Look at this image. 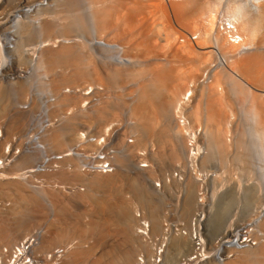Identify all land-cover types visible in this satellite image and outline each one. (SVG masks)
Segmentation results:
<instances>
[{"label":"bare ground","instance_id":"1","mask_svg":"<svg viewBox=\"0 0 264 264\" xmlns=\"http://www.w3.org/2000/svg\"><path fill=\"white\" fill-rule=\"evenodd\" d=\"M26 1L23 4H19L18 8L21 7L20 9L12 10L8 14V18L12 19L10 27H6L5 32L1 34L5 40L3 39L2 41L4 42L0 43V73L7 72V68L3 66L12 56H16L12 60L13 62L15 61L17 66H23L24 62L27 61L25 60L26 53H24L23 44L37 39L36 42L38 44L30 48V50H33L31 55L38 53L35 60H33L36 61L35 68H44L47 74H51L47 86L49 85L54 92L53 94L58 98L55 105L51 104L49 115L51 117L55 113L57 114L59 109L61 113L62 111L66 112H63L65 114L64 118L60 114V117L58 114L55 115V118H60V124L62 123L63 125L59 126L57 124V126L54 124L46 130L43 136L46 146L56 149L55 151L64 150L72 145L81 128H85L84 126L98 130L99 133L96 136L103 134L104 129L111 122L120 119L117 107L115 108V106L111 105L112 100L109 101L108 96L103 99V95L107 94L104 92L106 88V86L104 88L105 81L115 83L117 79L130 78L132 80V78L138 79L139 77L141 80L138 81L135 90L137 91L136 96L133 94L135 98L133 97V104L129 111L131 114L128 115L136 124L134 123L130 130L127 131L126 129L123 132L121 143L118 146L122 147V149L118 151L117 158L113 159L114 166H120V170L113 174H97L87 177L77 172H68L70 177L84 181L88 186V190L86 192L79 191L76 198L85 205H89L88 207L90 208L82 212L81 215L82 217L90 216L91 220L89 219L90 221L87 220L88 222L84 223L77 218L79 216L74 218V215L68 211L62 217V220H60V216H56L57 218L53 216L54 218L47 221V224L43 225L44 227H38L37 230L35 229L36 231L33 229L31 232L33 226L32 215H29V220L24 222L25 220L21 218L22 216L19 217L22 212H18L19 215L14 212L16 219L21 218L20 222L15 220L19 223L16 226L19 231V238H17L16 243L26 238L34 239L32 243L34 259L40 262L45 260L47 264H86L89 258L91 260L89 261L90 264H180L179 258L188 249L189 240L181 235H173L170 238H166L165 224H163V232L153 236L160 229L158 228V225L160 227V220H158L157 216L159 205L152 197L145 195L149 201L150 212L153 217L150 218L152 228L150 224V226L148 225V230H146V234L149 235L147 239L145 238V228H141L138 221L137 225H135L128 203L126 201L111 202L108 196H111V191L114 190L115 192V190H118L127 180L136 198L144 199L142 201H145L144 194L147 191L145 185L139 181L138 176H124L123 170L125 167L130 168L131 165L138 167V169L147 168L149 164H146V161H149L148 151L150 150L148 142L150 143L151 141V149L154 147L153 141L158 145V151L150 150L151 152L153 151L150 156L159 164V167H163L166 162L174 166L175 164H183L182 168L176 165L178 168L172 173V179L170 178L178 186L183 185L182 215L189 214L193 204L191 195L200 190L199 187L201 188L202 184L198 181L200 177H197L198 172L204 176V172L206 173V170L211 165L216 167L215 169L213 167V173H215L212 176L213 179L210 178L214 183H212L214 189L210 195L213 200L215 194L219 191L216 188L218 184L215 182L222 181V178H220L222 172L218 173V170L222 166L225 170L224 163L227 161V158H225L227 154L232 158L230 161L239 164L240 170L242 169L249 173L250 169L253 168V161L250 160L253 146L243 141V139L246 140L245 136L243 137L242 135L243 133L236 132L238 135L235 138V136L229 135L230 130L228 131L227 129L231 125V120H234L233 118L236 116L233 113L234 108L232 106V99L236 95L246 97V105L239 107L242 111L240 113H243L245 118L246 115L250 117H248L250 123L247 121L249 123L247 126L249 127L245 128L247 131L243 128L244 135L248 132L253 134L252 139L257 140L259 142L258 146L262 148V152L259 155L261 158L257 161L260 166L256 168H259L260 179L264 182V0H237V2L235 0H52L54 2L53 9L52 6H49L50 8L46 7L47 9L41 8L39 4L42 0H40V3H34V0L31 2ZM84 3L86 5L83 6L89 10L86 14H83L85 12L83 11L84 8L82 12L80 11ZM15 6V0H1L0 16L7 8H14ZM37 6L38 9H36ZM49 9L52 10L50 11ZM18 11H21L30 21L24 18L27 20H23L18 24L16 20L21 18L16 17ZM29 12H34L31 18L29 17L31 15L28 16ZM1 19H5V16L0 17ZM9 22L10 20L7 21V19L0 21V31H2L1 27ZM89 23L91 28L88 27L90 26ZM20 24H23V26H20ZM86 29L87 31L89 30L88 32L86 31L88 33L86 34L92 37L94 45L102 46L103 51L107 53L106 55L114 53V58L112 56L110 58L115 59L117 64L129 66L118 67L113 65L115 67L112 69H104L107 75L104 80L102 71L97 68L96 63L94 64L95 61H91V53L85 50V42L74 39L66 40V38L59 40L62 35H73L78 30L85 31ZM135 30H137L138 34L135 33ZM13 34L18 35L19 40H21V43H17L18 48H15L17 55L11 53V47H9L12 40L9 37ZM129 36L130 39L132 36L136 37L135 42L130 44V47L133 50L134 48L136 51L138 50L140 52L138 54L143 53V57H145V54L147 58L151 55L156 56L155 58L152 57L153 61L151 63H144V59H140L142 56H136V53L134 54L135 56H132L134 52H132L131 48L130 53L128 52L129 49L127 48L130 42L127 38ZM91 44L89 45L91 46ZM170 52L179 60V64L174 60V62L171 61L170 63L166 60V63H164L165 61H158L160 60L158 57L160 54L166 53L165 55H167ZM169 59L167 58L168 61ZM183 59L185 62L181 65L180 61H183ZM115 61L111 60L110 62ZM89 66L90 68H88ZM58 67H69V69L71 67V70L69 72L57 71ZM147 75L148 77H146ZM28 82L29 80L23 81L17 87L18 91H14L12 88L14 93L26 94L25 92L28 91L29 86ZM67 86L73 89L80 88L81 91L77 94L62 92L64 87ZM88 87H91L94 92L92 91L86 95L84 92ZM50 89L49 92H51ZM6 91L4 90V93L0 89V116L2 117H4L3 115H8L10 110L8 102L3 103V106L1 105L2 96H6ZM95 94H98L97 96L101 98L94 102ZM9 96L11 95L9 94ZM90 99L93 100L91 101ZM88 100V104H92L91 111L85 109L88 107H84ZM201 100L205 107L201 106ZM201 107L205 108L207 112L206 120L203 122H201V119H205L203 116H200L201 119L199 120V114L203 112L199 113L202 110ZM67 111L70 113H67ZM8 116L5 118L9 119V129L14 125H19L25 119L21 113L17 115V113L13 112L11 116ZM205 121L209 122V126ZM229 136L230 139H228ZM128 137L134 138V140L127 142L126 138ZM232 137L235 139L231 143ZM191 141L193 143L189 145ZM249 142L251 141L249 140ZM191 145L195 147L191 149L189 147ZM145 149L146 153H142ZM188 149L190 151L194 150V154L197 152V157H191ZM139 151L141 152L139 153ZM27 157H23L18 164H22L24 160L29 159ZM134 157L138 159L133 160ZM135 160H139L140 163L136 165L130 163ZM206 166L209 167L207 168ZM150 169L152 170V168ZM176 171L180 173V176L177 174V177H175L174 173ZM201 174L198 175L202 176ZM124 180L125 182L123 183ZM227 184L229 183L227 182ZM235 184L239 187L241 185L238 182ZM260 184L258 187H249V189H252L251 197L257 203L256 207L259 208L261 206L260 211L258 210L259 212L255 216L257 222L255 225L256 230H250L248 227L246 231L248 232L246 234L247 239L253 240L255 245L252 247L247 246L245 249L238 251L233 257L229 258L226 264H264V185ZM0 185L4 186V188L12 189L13 192L18 194V199L13 202L12 209L5 205L9 209L14 211L22 203L27 204L30 209H39L41 190L31 189L26 182L11 174L1 175ZM219 185H221V182ZM204 188L202 186V189ZM94 189L105 190L110 195L106 198L95 199L91 193ZM92 200H94V203H92ZM16 202L17 204H14ZM200 204L196 210L201 207ZM212 204H209V211L205 210L206 205L204 209L202 207L201 209L204 210V213H207L205 214V226L212 225L210 230L215 235L221 231L216 239L231 237L233 236L231 235L232 232L234 233L241 225H246L245 222L241 223L240 219L235 216H233L235 218L230 217L231 219L225 221L224 205L223 207L221 206L222 209L220 208L214 213V204ZM60 207L56 211L62 216L64 215L62 211L64 207L62 208V205ZM20 209V211H23L22 207ZM194 215L195 212L193 217ZM161 221L163 222V220ZM112 227H115L114 229H117L116 231L121 235L123 246L119 244V246H116L117 243L121 244L118 239L117 243H109L107 247L102 248L104 251L97 256L95 253L99 244H101L99 241L102 240L103 236L110 235ZM96 233L101 236L96 240L98 243L95 241L97 244L94 242L92 244L84 239V236L88 234L96 235ZM7 234L9 233L5 231L1 233L2 237H5L2 238L4 240L0 238V244L5 239H8L9 242L12 240L9 239L10 236ZM207 236L209 235L207 234ZM76 237H80L78 241H74ZM158 237H162L161 244H167L165 254L161 257V262H157L155 258V241ZM65 239H68L70 244H67L68 242H64L65 244L61 243ZM14 243L6 244V246L13 249ZM60 243L65 246L63 256L60 261H53L49 256H53L56 247L58 248ZM1 245L0 261L3 258V246ZM140 247L144 248L139 249L140 253L136 254V249ZM103 255L111 256V258L107 257L109 262L103 261Z\"/></svg>","mask_w":264,"mask_h":264},{"label":"rangeland","instance_id":"2","mask_svg":"<svg viewBox=\"0 0 264 264\" xmlns=\"http://www.w3.org/2000/svg\"><path fill=\"white\" fill-rule=\"evenodd\" d=\"M1 1V0H0ZM16 1V6L14 7V8H7L4 12H3V14L0 16V17H4L5 16V19H1L0 21H3V20H6L7 19V21L8 20H10V22L8 23V24H6V25H4L3 27H1V29H2V31H0V38H1V40H0V43H3L4 41H2L4 38H3V36H1V34H2V32H5V28L6 27H10V25H11V19L12 18H8V14L9 13H11V11L12 10H17V8H18V6H19V4H23V2L24 1H26V0H15ZM31 1H33V0H28V1H26V2H31ZM43 1V0H42ZM41 1V2H42ZM52 0H44L43 2H44V6H43V8H45V9H47L49 6L51 7L52 6V9H53V4H54V2L52 3L51 2ZM236 2H237V0H235ZM34 3H40V0H37V2H35V0H34ZM34 3H32V4H34ZM47 5V6H46ZM85 6L86 4L84 3V4H82V6ZM81 7L79 10L82 12V10H83V8H84V10L83 11H85V12H83V14L85 13L86 14V12L88 13L89 12V10L87 9V7ZM222 6V5H221ZM47 7V8H46ZM49 7V8H50ZM21 7H19L18 9H20ZM51 9V10H52ZM44 10V9H43ZM50 10V9H49ZM50 10V11H51ZM18 12H20V11H18ZM34 13V12H33ZM33 13H31V12H29V14H28V16L29 15H31V16H29L30 18L33 16ZM41 13H43V12H41ZM6 14H7V17H6ZM13 14V13H12ZM17 14V13H16ZM21 14H22V12H21ZM26 15V14H25ZM22 16H24L23 14L22 15H18V18H20V19H17L16 20V22L18 21V24H19V22L21 23L23 20L24 21H26L28 18L27 17H23L22 18ZM17 17V16H16ZM24 18H27V19H24ZM16 19V18H15ZM28 21H30V19H28ZM13 22V21H12ZM25 25H26V23H25ZM28 25V24H27ZM89 25L90 26H88V27H90L91 28V24L89 23ZM20 26H23V24L21 25L20 24ZM89 28V29H90ZM87 29L84 31H81V30H78V31H76L77 32V34H76V32L75 33H73V35H62V37L60 36L59 37V40H62V39H64V38H66V40H69V39H71V40H79V41H83V42H85V50L86 51H88V52H90L91 53V61L92 62H94V64L97 66V68L100 70V71H102L101 73H103V77H104V80H105V77L107 76L105 73V70L104 69H107L108 70V68L109 69H112V68H114L115 66H113V65H116V66H118V67H121V66H123V67H128L127 65H124V64H117L116 63V61H115V59H113L114 58V53H112V55H106L107 53H105L104 51H103V48H102V46H98L97 44H93V39H92V37H90V35H88L87 36V32L89 31H87ZM137 30H135V33L136 34H138V32H136ZM139 31V30H138ZM83 32H85V33H83ZM140 32V31H139ZM82 33H83V35H82ZM87 33V34H86ZM141 33V32H140ZM85 34V35H84ZM81 35V36H80ZM78 36V37H77ZM90 37V38H89ZM10 39L12 38V40L10 41V43H12L11 45H9V46H11V48H10V50H11V53H15V55H17V52H15V48L17 49L18 48V44H19V42L21 41V40H19L20 38H19V36L18 35H16V34H13L11 37H9ZM61 38V39H60ZM68 38V39H67ZM88 38V39H87ZM133 38V39H132ZM135 38L136 37H131V39H130V36H129V38H127V39H129V44H128V48L127 49H129V53H130V48L133 50V48L132 47H130L131 45L130 44H132L133 42H135ZM5 40V39H4ZM36 40L37 39H34V40H31V42H27V43H25V44H23V46H24V50H25V52L24 53H26V55H25V60H27V61H25L24 62V64H23V66L22 65H20V66H17V64H15V61L13 62V60H14V58L16 57H14V56H12V57H10L8 60H7V62H5L4 63V68H7V72H1L0 73V89H2V91L4 92V90L6 91V96H2V99H1V101H2V106H3V103H9V113H8V115L9 116H11V114H13V112L16 114L17 113V115L18 114H20L21 113V115L23 116V118L25 117V119H23L22 120V123H20L19 125H14V126H16V127H12V128H14L13 130H12V128L11 129H9L8 128V124H9V119L7 120V118H5V117H7L8 115H3L4 117H2V116H0L1 118H0V128H2L3 129V135H5L7 138L6 139H8V138H12V136H15V135H17V134H20V133H23L24 132V130L28 127V125H29V123H30V121H31V118L35 115V114H37V112L38 111H40V107L42 106V100H43V98L45 97H49V96H55V94H53L54 92L50 89V87H49V85L47 86V82L49 81L48 79H50V76H51V74L49 75V74H47L46 73V71H45V69L44 68H42V69H37V68H35V65H36V61H33V60H35V57L38 55V53H34V54H32L31 55V53H33L32 51L33 50H30V48H33L34 46H36V44H38V42H36ZM130 40H133V41H130ZM33 42V43H32ZM87 42V43H86ZM18 43V44H17ZM21 43V42H20ZM31 43V44H30ZM92 43V44H91ZM27 44V45H26ZM88 44V45H87ZM89 44H91V46L89 45ZM98 47H97V46ZM89 47V48H88ZM101 48H102V50H101ZM26 49H27V52H26ZM29 49V50H28ZM89 49V50H88ZM95 49V50H94ZM100 49V50H99ZM14 50V51H13ZM135 50V51H134ZM134 50L132 51V52H134V53H132V56H139V57H141L142 56V58H140L141 60L142 59H144L143 60V62L144 63H151L153 60V58L152 57H154L153 55H151V56H148L149 58H147L146 57V55L144 54V56L145 57H143V53H141V54H138V50L136 51V49L134 48ZM13 51V52H12ZM102 52H104L103 54H102ZM23 53V54H24ZM89 53V54H90ZM136 53V54H135ZM140 53V52H139ZM28 54H30V55H28ZM94 54V55H93ZM135 54V55H134ZM166 53H164V54H160V56H158L159 58H160V60H158V61H160V62H164L165 60L168 62V63H170L171 61L172 62H177V64H179V60L176 58V57H174V54L172 53V52H170V53H167V55H165ZM131 55V54H130ZM156 55V54H155ZM163 55H165V56H163ZM108 56V57H107ZM113 57V58H110V57ZM116 56V55H115ZM171 56H173V57H171ZM156 57V56H155ZM154 57V58H155ZM94 58V59H93ZM106 58V59H105ZM107 58H110L112 61H115V62H110L111 60L110 59H107ZM166 58V59H165ZM167 58H170L169 59V61L167 60ZM13 59V60H12ZM96 59V60H95ZM146 59V60H145ZM164 59V60H163ZM178 61H177V60ZM197 59V58H196ZM110 60V61H109ZM174 60V61H173ZM107 61V62H106ZM166 61L164 62V63H166ZM183 62H185L184 61V59H183V61H180V64L182 65L183 64ZM26 63V64H25ZM112 63V64H111ZM115 63V64H114ZM111 65V66H110ZM107 67V68H106ZM88 68H90V66L88 67ZM10 69V70H9ZM37 69V70H36ZM65 69V70H64ZM45 72H44V71ZM57 71H60V70H63V71H66V72H69L70 70H71V67H70V69H69V67L67 68H65V67H58L57 69H56ZM37 71V72H36ZM148 74V73H147ZM149 75V74H148ZM148 75L146 76V77H148ZM149 76H151V75H149ZM140 78V77H139ZM133 79L132 78V80L130 79V78H121V79H117V81H115V83L113 82V83H110V82H107V81H105L106 83H105V85H104V88H105V86H106V88L104 89V92H106L107 94H104L103 95V99L104 98H106L107 96H108V98H109V101H111V105H113V107L115 106V108L117 107V110H118V112H119V114H120V118H124V116L125 115H129V114H131L129 111L131 110V106H132V104H133V100H134V98H135V96H136V94H137V91H135L136 90V88H137V84H138V81L139 80H141V79ZM25 82V81H27V80H29V82H28V84H29V86H28V93L27 92H25L26 94H24V93H21L20 94V92H16V93H14V91L16 90V91H18L19 89L17 88L20 84H22V82ZM127 80H129V81H127ZM18 82V83H17ZM117 82V83H116ZM122 82V83H121ZM124 82V83H123ZM106 84H108V85H106ZM117 84V85H116ZM46 85V86H45ZM114 85V86H113ZM132 85H133V87H132ZM109 86V87H108ZM130 87V88H129ZM14 89V91H13V89ZM71 87L70 86H67V87H64V89L62 90V92H66V89H70ZM94 88V87H93ZM117 88V89H116ZM49 89H50V91L51 92H49ZM80 89V88H79ZM109 89H110V92H109ZM10 90H12V91H10ZM77 90V89H76ZM106 90V91H105ZM123 90V91H122ZM10 91V92H9ZM132 93H131V92ZM120 92V93H119ZM5 93V92H4ZM11 95V96H9V94ZM14 96H13V95ZM23 94V95H22ZM109 94H110V96H109ZM132 94V95H131ZM135 96H134V95ZM8 95V96H7ZM19 95H22V96H19ZM17 96V97H16ZM57 97V96H56ZM98 98L97 99H94V102H95V100H98V99H100L101 97H99V96H97ZM134 97V98H133ZM120 98V99H119ZM205 98V97H204ZM233 98H234V96H233ZM238 98V99H237ZM246 97L244 96H238V95H236L235 96V98L234 99H232L233 100V108H234V114H236V116H234V120H231V129H230V126H229V128H227L228 129V131L230 130V132H229V135L230 136H232L233 135V137L235 136V138L237 137V135H238V133H243L242 135H243V137L245 136V139L246 140H244L243 139V141H245L246 143H248V144H251L253 147V149H252V157H250V160H252L253 161V168L252 169H250V172L248 173L247 171L245 172V171H243L242 169V171L240 170V167H238L239 166V164H235V162H232V161H230V160H232V158L231 157H229V154H227L226 156H225V158H227V161H228V163H227V161L224 163V166H225V170H224V167L222 166L221 167V169L219 168V172L218 173H221L222 172V177L220 176V178H222L221 180L222 181H219L220 180V178H219V182H215L216 184H218L217 186H216V188L217 189H219V191L217 192V194H215V198H214V200H213V198H212V196H210L211 194H212V190L214 189V183H213V178H212V176L215 174V173H213L214 171V169L216 168V167H214V165L212 166L211 165V167H207L208 169L206 170V173L204 172V176L201 174V173H197V177L199 178L198 179V181H199V183L200 184H202L201 185V188L199 187V189L200 190H198L197 192H195V194H192L191 195V197H192V201H193V204H192V209H191V211L189 212V214H187V215H182V211H181V205H182V202H183V198H184V194H183V190H182V186L181 185H177V184H175L174 182H173V180H171L172 179V173L175 171V170H177L176 168H178V167H181L182 168V166H183V164L181 165V163L180 164H175V166L173 165V164H170V163H168V162H166L165 163V165L163 166V167H159L158 165L159 164H157L153 159H152V157L150 156L151 154H153V151H158V145H156V142L155 141H153L154 143V147H153V149H151V147L150 146H152V141L149 143L148 142V145H150V146H148L149 148H150V150H153L152 152L149 150L148 151V160L149 161H146V164H149V165H151V166H149V168H148V166H147V168L146 167H143V168H140V169H138V167H133L132 165H131V167L130 168H128V167H125L124 168V170H123V174H124V176L125 175H127L126 177H128L129 175V177H136V176H138L139 178V181L141 182V183H143L144 185H145V188H146V193L144 194V196L146 195L147 197L148 196H150V197H152V199L155 201V202H157V205H159V208H158V211H157V216H158V220H160L159 221V223H160V227H159V225H158V228H160L159 230H157V232H155L154 234L155 235H153V236H157V235H159V234H161V232H163V230H164V227H163V224L170 218V219H173V218H176V219H179L181 222H183L184 224H187V222L193 217V214H194V212L196 211V208L199 206V198H201V194L203 193V195H205V198H204V205H206V210H208L209 211V204H212V202H213V204H214V210H213V212L214 213H216L217 212V210H220V208L222 209V207H223V205H224V212L223 213H226V214H224V216H225V221L227 220L228 221V219H231V218H239L240 219V221H241V223L242 222H247V221H250V220H255L256 219V215H257V213L260 211V208H261V206L259 207V208H257L256 206H257V203L254 201V199L251 197V195H252V189H249V187L250 186H256V187H258L259 186V184L260 183H262V185H264L263 183V181H261V179H260V173H259V168H256L257 166H260L258 163H257V161L258 160H260V158H261V156H259L260 154H261V152H262V148L261 147H259L258 145H259V142L257 141V140H255V139H252V137L254 136L253 134H250L249 132L248 133H245V135H244V130H243V128L245 129H247L249 126H247L249 123H250V121H249V118L247 117V115H246V118H245V116H244V114L242 115L240 112H242L241 110H240V108L239 107H244L246 104V102H245V99ZM125 99V100H124ZM132 99V100H131ZM237 99V100H236ZM91 101L93 100V99H90ZM115 100V101H114ZM202 100H205V99H202ZM201 100V102H202V105L201 106H204L205 107V105L203 104V101ZM234 100H236V101H234ZM242 100V101H241ZM244 100V101H243ZM89 101V100H88ZM240 101V102H239ZM99 102V101H98ZM98 102H96V103H98ZM236 102V103H235ZM239 102V103H238ZM242 102V103H241ZM25 103H28L29 105H28V109H22L21 107L23 106V104H25ZM238 103V104H237ZM54 104V103H53ZM52 104V105H53ZM235 104V105H234ZM240 104V105H239ZM55 105V104H54ZM92 105V104H91ZM91 105H89L88 104V108H85V109H88L89 111H91ZM243 105V106H242ZM234 106H237V107H234ZM12 107V108H11ZM84 108V107H83ZM202 108V110H200V112L199 113H201L202 111V113L201 114H203V115H201V114H199V120L201 119V117L203 116V118H205V116L207 115V112L205 111V108H203V107H201ZM236 108V109H235ZM20 110V111H19ZM18 111V112H17ZM71 111V110H70ZM20 112V113H19ZM51 112V111H50ZM49 112V113H50ZM63 112H65V111H62V113H61V111H60V109H59V112L57 113L58 115L60 114L61 116H63ZM205 112V113H204ZM239 112V113H238ZM66 113V112H65ZM67 113H70L69 111H67ZM56 113L54 114V115H52L53 116V118H51V120L52 119H54L55 118V115H57ZM60 115H59V117H60ZM70 115V114H69ZM239 115H242V116H239ZM8 116V117H9ZM51 116V117H52ZM201 116V117H200ZM56 117H58V116H56ZM65 117V114H64V116H63V118ZM236 117V118H235ZM241 117H242V119H241ZM246 120V123H245V120ZM25 120V121H24ZM55 120V119H54ZM54 120H52V121H54ZM202 121L201 122H203L204 120H206V118L205 119H201ZM236 120V121H235ZM247 121L249 122V123H247ZM206 123H207V125H208V121H205ZM235 122V123H234ZM237 123V124H236ZM55 125H57L56 123H55ZM60 125H63L62 123L60 124L59 123V126ZM251 125V124H250ZM58 126V125H57ZM209 126V125H208ZM246 126V127H245ZM82 127V126H81ZM84 127H87V126H84ZM83 128V127H82ZM81 128V129H82ZM236 128H237V130H236ZM245 129V130H246ZM11 130V131H10ZM240 131V132H239ZM247 131V130H246ZM7 132V133H6ZM236 132H238V133H236ZM247 134V135H246ZM250 134V135H249ZM249 135V136H248ZM230 136L228 137V139H230ZM46 137H48V136H46ZM45 137V138H46ZM231 138V140H230V142L232 143L233 142V140L235 139V138ZM251 138V139H250ZM249 140L251 141V142H249ZM255 140V141H254ZM229 142V141H228ZM258 142V143H257ZM0 146L2 147H0V149H1V151H0V156H1V153H2V150H3V146L4 145H2V144H0ZM71 146V145H70ZM52 150H54V148H52ZM56 150V149H55ZM142 150V149H141ZM144 150V149H143ZM146 150V149H145ZM148 150V149H147ZM141 151H139V153H140ZM26 157V156H25ZM27 158H29V159H27V160H24L23 162H25L24 164H23V162H22V164H18L21 160H22V158L16 163V164H14V166L12 167V170H11V172L8 174V175H12L13 176V174H15L16 172H18V170H20L21 168H24V167H28V166H30V165H32L34 162H35V160H36V158H34L33 156H28ZM31 158V159H30ZM224 158V157H223ZM224 158V159H225ZM25 159V158H24ZM134 159H138V158H136V157H134L133 158V160ZM226 160V159H225ZM232 162V163H231ZM127 163H128V161H127ZM131 164H138V163H140L139 162V160H135L134 162H130ZM227 164V165H226ZM22 165V166H21ZM178 167H177V166ZM16 166V167H15ZM20 168H19V167ZM213 167H214V169H213ZM150 168H152V170L150 169ZM222 168H223V170H222ZM227 168V169H226ZM172 169V170H171ZM231 169V170H230ZM155 170V171H154ZM125 171H128V172H125ZM142 171V172H141ZM208 171V172H207ZM125 172V173H124ZM141 172V173H140ZM176 172H178V171H176ZM224 172V173H223ZM226 172V173H225ZM243 172V173H242ZM66 172H63V173H61V174H58L57 176H55V180H57V181H59V182H61V184H63V185H66V184H74V185H76V186H78V188H79V190L76 192V193H74V194H68L69 192H67V191H57V190H55V189H50V190H47V189H44V191L43 190H41L40 192L42 193V195L40 196L41 198V203H40V205H42V206H40L39 205V209H37V210H33V208H31L30 209V207H28L27 206V204H25V203H22L21 205H19L18 207H19V209H15L14 211L13 210H11L12 208H13V202L16 200L17 201V199H18V194H16L15 192H13V190L12 189H9L8 187H6V188H4V186H2V185H0L1 187H0V238H1V240H4V239H2L3 237H5V236H3L2 237V235H1V233L3 232V231H5V232H7V233H9V234H7V235H9L8 237H9V239L11 240L10 242L8 241V239H5V241H1L2 243V245L1 246H5L6 244H9V243H14V242H16L17 241V238H19V231H18V228L16 227L19 223L17 222L18 220H19V222H20V220H21V218H23V220H25L24 222H27V220H29L28 219V216L29 215H32V217H33V222H32V224H33V226H32V229H31V232L33 231V229H34V231H35V229L37 230V228L38 227H44L46 224H47V221H49L50 219H52V218H54V217H61V219L60 220H62V217L63 216H65V214H67L68 213V211L72 214V215H74L73 217L75 218L76 216H79V217H77L78 219H80L82 222H86L87 220L88 221H90L91 220V217L89 216H86V217H82V212H84L85 210L87 211L90 207H88L89 205H85L84 203H82V202H80L79 200H77V193H79V191L80 192H86L87 190H88V186L86 185V183L84 182V181H81V180H79V179H77V178H74V177H70V174L69 173H66ZM126 173H128V174H126ZM170 173V174H169ZM69 174V175H68ZM198 174H201L202 176H199ZM224 174V175H223ZM207 175V176H206ZM211 175V176H210ZM252 175V176H251ZM123 176V177H124ZM209 176V177H208ZM227 176V177H226ZM15 177H16V175H15ZM84 177V176H83ZM87 177V176H86ZM204 177V178H203ZM208 177V178H207ZM226 177V178H225ZM259 177V178H258ZM125 178V177H124ZM171 178V179H170ZM202 178V179H201ZM205 178H207V179H205ZM210 178H212V179H210ZM229 178H231V179H229ZM209 179V180H208ZM237 179H238V181H237ZM260 179V180H259ZM126 180V179H125ZM125 180L123 181V183L125 182ZM254 180V181H253ZM202 181H204L203 183H202ZM235 181H237L238 183H239V185H240V183H241V185H240V187L237 185L236 186V184L235 183H237V182H235ZM241 181V182H240ZM261 181V182H260ZM221 182V185H219V183ZM227 182L229 183V184H227ZM253 182V183H252ZM205 183V184H204ZM213 183V184H212ZM222 183H223V185H222ZM257 183V184H256ZM215 184V185H216ZM250 184V185H249ZM28 185V184H27ZM157 185H159V187H157ZM165 185V186H164ZM242 185H243V187H242ZM167 186V187H166ZM202 186L203 187H205L204 189H202ZM260 186H261V184H260ZM3 187V188H2ZM212 187V188H211ZM219 187V188H218ZM237 187V188H236ZM31 188V187H30ZM32 189V188H31ZM34 190V189H33ZM133 189H132V187H130V185L128 184V182H127V180H126V182L118 189V190H115V192H114V190L113 191H111V196H108V195H110L109 194V192H107V191H105V190H99V189H94V190H92V194H93V196L95 197V199L97 198V199H102V198H106L107 196L109 197V199H111L110 201L111 202H114V203H117V202H120V201H126L127 203H128V206H129V208L131 209V212H132V214H133V218H134V222H135V225H137V217H136V214H137V212H141V213H143L147 218L146 219H148L149 221H150V224H151V228H152V222H151V217H152V213L150 212V207H149V201L147 200V197L145 196V201H142V200H144V199H142V200H140V199H137L136 198V196H135V193H134V191H132ZM203 190V191H202ZM205 190V191H204ZM208 190V191H207ZM242 190V191H241ZM39 191V190H38ZM43 191V192H42ZM67 192V193H66ZM207 194H206V193ZM46 194V195H45ZM195 195V196H194ZM94 199V200H95ZM44 200V201H43ZM94 200H92L93 202L92 203H94ZM216 200V201H215ZM206 201V202H205ZM212 201V202H211ZM18 202H19V200H18ZM125 202V203H126ZM224 202V203H223ZM6 203V204H5ZM43 203V204H42ZM10 204V205H9ZM14 204H17V202L16 203H14ZM18 204H20V203H18ZM212 204V205H213ZM227 204V205H226ZM249 204H251V205H249ZM8 206V207H11V209H9L8 207H6V206ZM45 205V206H44ZM62 205V208L64 207V209L62 210L63 211V213H64V215H59L58 214V208L60 209L61 206ZM94 205V204H93ZM195 205V206H194ZM222 206V207H221ZM22 207V210L23 211H20L21 208ZM42 207V208H41ZM91 207H93V208H95L94 206H91ZM227 207V208H226ZM92 208V209H93ZM30 209V210H29ZM35 209V208H34ZM43 209V210H42ZM10 210V211H9ZM19 210V211H18ZM41 210H42V212H41ZM57 210V211H56ZM257 210V211H256ZM259 210V211H258ZM7 211V212H6ZM9 211V212H8ZM32 211V212H31ZM36 211V212H35ZM38 211V212H37ZM44 211V212H43ZM92 211V210H91ZM10 212H12V213H10ZM14 212H17V213H15V214H18L19 215V213H21L22 215H19V217L20 216H22L21 218H19V219H16V215L15 214H13ZM19 212V213H18ZM47 214H46V213ZM62 213V214H63ZM11 214V216H9ZM43 214V215H42ZM44 214H45V216H44ZM58 214V215H57ZM205 214H207L206 212H205ZM42 215V216H41ZM35 216V217H34ZM54 216V217H53ZM82 218H81V217ZM233 216H235V217H233ZM41 217V218H40ZM56 217V218H57ZM231 217V218H230ZM86 218V219H85ZM153 218V217H152ZM65 219V218H64ZM90 219V220H89ZM15 220H17V221H15ZM84 220V221H83ZM161 220H163V222L161 221ZM166 220V221H165ZM35 221V222H34ZM87 221V222H88ZM4 222V223H3ZM16 222V223H15ZM18 223V224H17ZM205 223H206V218H205ZM4 225V226H3ZM44 225V226H43ZM211 225V224H210ZM16 227V228H15ZM116 227V226H115ZM115 227H112L111 228V233H110V235H108V236H103V238H102V240H100L99 242L101 243V244H99V246H98V248H97V250H96V255L97 256H99L100 255V253H102L104 250L102 249V248H104V247H107V245H109V243H117L118 242V239H119V242H121V244L120 243H117V245L116 246H123V243H122V239L120 238L121 237V235L118 233V231H116L117 229H114ZM209 227V228H208ZM212 227V225L211 226H205V228H206V232H208V238H209V240H211V241H214L215 239H216V237H217V235L221 232V231H219V232H217L216 233V235L210 230V228ZM117 228V227H116ZM135 228H136V226H135ZM163 229V230H162ZM212 229V228H211ZM3 230V231H2ZM7 230V231H6ZM135 231H136V229H135ZM14 232V233H13ZM15 232H16V234H15ZM11 233H13L12 235H11ZM18 233V234H17ZM118 233V234H117ZM210 233H212V234H210ZM15 235V236H14ZM97 235V236H96ZM96 235H90V234H88L87 236H84L85 238V240H87L88 242H90V243H92L93 244V242L95 243V241L97 240V238H100L101 236L98 234V233H96ZM82 236V235H81ZM99 236V237H98ZM112 236V237H111ZM83 237V236H82ZM81 237V238H82ZM79 238L80 237H76V239H74V241H78L79 240ZM113 238V239H112ZM109 239V240H108ZM115 239H116V242H115ZM121 239V240H120ZM154 239V238H153ZM219 239V238H218ZM66 240V239H65ZM65 240H63L61 243H63V244H65L64 242H68L67 244H70L69 243V240L67 239L66 241ZM99 240V239H98ZM105 242H104V241ZM114 241V242H111V241ZM154 240H156V239H154ZM104 242L103 244H102V242ZM5 242V243H4ZM7 242V243H6ZM9 242V243H8ZM97 243H98V241H96ZM59 244V246H63V244ZM97 243H95V244H97ZM87 244V243H86ZM119 244V245H118ZM58 246V247H59ZM57 248V247H56ZM144 247H140V248H138V249H136V254H138V253H140L139 251V249H143ZM102 250V251H101ZM95 255V256H96ZM105 257V258H104ZM107 257H109V255H107V256H105V255H103V257H102V259H103V261L104 262H109L108 261V259L109 258H111V256L107 259ZM105 259H106V261H105ZM88 261H86V264H88V262L89 261H91L90 260V258L89 259H87ZM85 264V263H84ZM89 264H90V262H89Z\"/></svg>","mask_w":264,"mask_h":264},{"label":"built area","instance_id":"3","mask_svg":"<svg viewBox=\"0 0 264 264\" xmlns=\"http://www.w3.org/2000/svg\"><path fill=\"white\" fill-rule=\"evenodd\" d=\"M39 5L43 8L42 5L45 4L42 1ZM36 9H38V6ZM18 15H22L21 11L17 13V17ZM80 91L79 88L77 90L70 88L66 89L65 93L77 94ZM92 91L93 89L88 87L84 93L87 95ZM97 95L95 94L94 99L98 98ZM57 99L56 96L44 97L40 111L31 118L28 127L23 133L6 139V136L3 135V129L0 128V144L4 145L0 156V176L8 175L14 164L21 158L33 156L36 158L35 162L28 167L21 168L13 176L16 175L18 179L26 182L34 190L55 189L57 191H67L69 192L68 194H74L79 190L78 186L74 184L63 185L61 182L55 180V176L63 171H67L66 173L77 172L84 176L113 174L119 171L120 166H114L113 159L117 158L118 151L122 149V147L118 146L121 143L123 132L126 129L127 131L130 130L134 126L135 121L129 118L128 115H125L124 118L122 117L111 122L100 136H96L99 132L94 128H82L71 146L61 151H55L45 145L43 136L49 127L61 122L60 118H55L52 121L49 115L50 108L52 107L51 104H55L58 101ZM88 103L89 101L84 107H89ZM28 105V103H25L21 108L28 109ZM126 140L127 142H131L134 138L128 137ZM192 143L191 141L189 145ZM189 147L192 149L195 146L191 145ZM188 150L191 157H197V152L194 154V150ZM142 153H146V150ZM177 174L180 176V173L175 172V177H177ZM204 198L205 196L202 193L199 203H201L200 206L203 209L205 206ZM201 207L195 211L194 217L187 224L176 218H169L164 223L166 238H170L173 235H181L189 240L188 249L179 258L180 264H226L229 258L233 257L238 251L245 249L247 246L252 247L255 245L253 240L247 239L246 234L248 232L246 231L248 227L250 230H256V220L245 222L246 225H241L234 233L232 232L231 235L233 236L231 237L227 236L226 238L214 241L209 240L204 224L205 213ZM136 217L139 226L145 228V238L148 239L149 235L146 234V230H148V225L150 226V221L141 212H137ZM156 239L155 258L157 262H161V257L165 254L167 244H161L162 237ZM33 242L34 239L26 238L20 240L18 243L15 242L13 249L6 245L3 246V258L0 264H47L45 260L40 262L34 259L32 254ZM64 247L60 246L56 248L53 256H49V258L53 261H60V258L63 256Z\"/></svg>","mask_w":264,"mask_h":264}]
</instances>
